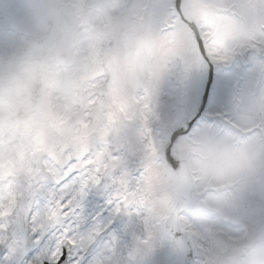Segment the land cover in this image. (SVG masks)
<instances>
[{
    "label": "rangeland",
    "instance_id": "obj_1",
    "mask_svg": "<svg viewBox=\"0 0 264 264\" xmlns=\"http://www.w3.org/2000/svg\"><path fill=\"white\" fill-rule=\"evenodd\" d=\"M77 1L0 0V210L7 203L9 208H6V213L12 214L11 219L7 215L5 221L0 224V229L2 228V232H5L7 227L15 229L13 243L10 244L14 257L22 255L26 246L21 244L19 238L20 228L23 226L30 228L29 239L42 245L37 261H43L50 244L54 246L55 251L47 258L55 260L62 237L80 244L84 251L92 236L102 226L94 224L91 215H88L87 220L92 228L85 227L81 208L76 215H69L66 209L83 187L101 183L97 179L106 171L105 176L109 178L105 181L109 185L108 192L122 200L124 227L117 236L110 237L93 252L90 256L92 264H158L164 259L167 264H183L181 252L163 232L165 218L169 217L180 196L179 181L173 170L165 164L163 154L177 119L184 109L189 111L196 103V85L201 75L193 35L183 24L175 32L178 43L174 47L170 46V54H161L165 58L164 64L167 66L172 63L174 67L161 69L159 74L154 73L151 67L154 55L150 51H154L153 42L158 37V30L164 22L169 23L172 19L169 10L173 0H90L87 13L79 19L82 22L68 18L71 17V9L74 10ZM234 1L238 2V7L242 9L245 6L246 9L253 8L247 4L248 0H223L227 3L225 6ZM128 2L132 3L130 8L125 6ZM192 3L214 61L229 54L235 43H240L241 48L250 43L252 37L249 35H245L241 42L231 40L228 36L220 42L217 41L216 31L215 34L208 31L212 22L209 18L214 14L215 0H192ZM79 5L83 8L87 4ZM252 15L249 19L254 25L257 13ZM104 19L109 22L108 25L103 23ZM234 21L237 20L223 17L219 24L234 26ZM65 24L71 28L69 34L63 33ZM52 25L54 34L48 40L45 32ZM225 29L223 33H226ZM166 36L169 39L171 37L169 34ZM239 37L241 36H237ZM102 41H109L111 44L106 57L109 59V65L118 69L117 81L115 86L104 91L108 101L100 104L98 111L93 115L97 124L89 128L92 116L86 111L94 102L87 101V94L101 89L102 77L106 74L102 62L100 64V57H97ZM57 48L58 54L67 53L71 62L69 67L63 66L54 57L53 49ZM179 60V64L186 63L195 69L191 75L199 74L191 79V83L187 81V74L182 75L185 72L176 67ZM156 63L154 61V64ZM261 65L250 70L246 76L242 93L244 107L233 103V78L230 76L227 93L220 92L215 95L214 90L213 95L217 98L213 99L211 112L220 106H226L242 111L262 109L261 114L264 115V99L260 98L264 94V82H257L255 74ZM40 70L47 73L50 100L37 111L33 106V93L36 89V76ZM147 75H155L157 90L153 88L152 80H146ZM222 76L218 73L216 88ZM176 84L184 88L177 91ZM257 86L260 87V94L258 103H255L250 100V96L252 89ZM134 99L137 106L135 109L131 106L129 108L127 103L129 100L133 102ZM60 101L61 104L57 105ZM79 102L84 105V111L78 107ZM173 109L176 111H172ZM77 112L79 116L75 115ZM259 118L264 121V116ZM79 124L84 125L85 130L82 133L79 132ZM37 135L48 160H45L38 183L28 192V183L31 184L34 178L30 141ZM192 136L202 143L197 152L209 158V161L191 158L192 168L201 172L200 188H205L211 177H215L216 183L221 184L226 174L233 179L248 175L247 184L245 183L248 191L254 189L259 195L258 201L264 198L263 155L255 161L246 156L242 161L248 153L234 159L231 156L233 135H224L217 139L213 133L208 132L207 127L196 130ZM22 138L24 147L17 151L16 143ZM116 139L119 142L113 143ZM190 145V139L181 138L174 148V155L183 157L188 153L186 156L189 157ZM92 146H98L99 154L93 155L89 160L83 159L85 176H79L83 183L76 188L78 190L68 186V190L61 192L59 188L60 194L58 192L57 198L53 199L57 187L52 186L68 173L81 171L82 168L74 166L73 161L77 157L82 158L83 153ZM140 170L145 177V184H142L141 193L135 195L134 189L138 181L134 175ZM25 189V197L16 196ZM215 195L209 194L208 203L199 199L195 201L193 211L182 215L180 220L184 231L189 232L195 241L197 264H206L202 261L208 252L206 238L212 237L218 230L225 229V225L218 219L208 218L195 210L197 207L207 204L223 210L228 215H232L234 209L235 213L239 212L236 215L240 218L254 215L253 205L256 201L252 207L249 206V212H245L241 207L244 201L241 192L236 195V206L228 205L225 198ZM24 198L30 204L21 212L16 209V205ZM142 210L147 212L146 217L142 216ZM87 213H93L91 204L87 205ZM238 230H234L232 236L239 235ZM128 237H132L135 242L130 247L131 250L124 254L123 250L129 247ZM255 237H259L261 243L255 245L252 256L247 255L244 262L237 257L229 259L233 264H262L264 235L253 234L252 240ZM2 238L4 235L0 237V241ZM225 241L227 242L223 240L216 246V252L211 259L213 264L223 262L221 257L225 249L231 252L239 250V247L235 249L228 239Z\"/></svg>",
    "mask_w": 264,
    "mask_h": 264
},
{
    "label": "snow or ice",
    "instance_id": "obj_2",
    "mask_svg": "<svg viewBox=\"0 0 264 264\" xmlns=\"http://www.w3.org/2000/svg\"><path fill=\"white\" fill-rule=\"evenodd\" d=\"M177 8H179V0H177ZM202 55H205L208 68L212 65H215L210 59H207L205 50L201 47ZM207 68V69H208ZM203 86L204 92L203 96H199V88ZM197 99L199 103V110L197 116L191 120L189 127L192 129L197 126L200 121V114L204 112L209 113L211 116V109L213 107L214 96L210 95L213 93V78L211 72H207V79L205 83V75L197 82ZM229 89L228 78L222 77L220 82L215 89V95H218L220 92L227 93ZM186 131V130H185ZM180 135H185L183 131L177 130L173 133L170 143H174L175 139ZM169 162L175 165V161L171 156V151L168 152ZM79 173L73 171L68 173L67 176L59 182L60 191L65 190V185L73 186L74 184L83 182L78 178ZM109 178L106 176H101V183H92L88 186L83 187L79 191L78 203L81 208V215L87 221L88 215H91V219L94 224H100L103 227V232L101 235L107 233L109 237L117 236L120 231L123 230V223L121 222V213L117 210L116 204L117 201L113 199V194L108 192L109 185L104 183V181ZM102 201V203H101ZM91 204L93 208V213H87V205ZM7 235L6 232H0V236ZM41 244L36 243L34 240H30L29 244L25 246L23 254L14 257L12 255V250L8 240L0 241V264H53V260H49L47 256L52 255L55 251L53 245H49V251L46 254L42 262L37 261V257L40 254ZM55 264H92L88 260V256L85 254L82 256V253L79 250H73L71 245L64 244L61 245L58 256L54 258ZM158 264H167V260H161Z\"/></svg>",
    "mask_w": 264,
    "mask_h": 264
},
{
    "label": "bare ground",
    "instance_id": "obj_3",
    "mask_svg": "<svg viewBox=\"0 0 264 264\" xmlns=\"http://www.w3.org/2000/svg\"><path fill=\"white\" fill-rule=\"evenodd\" d=\"M191 5H192L191 0H183L184 9L188 6H191ZM229 115H230L229 120L232 122V124H234L238 129H241L243 131H249V129H252V128L257 126L256 125L257 122L251 116H245V115H243L237 111H231ZM194 179H198V175L195 173H194ZM196 192L199 193L200 192L199 189H197ZM85 222H86L84 224L85 227L89 226L88 228H91V224L88 223V220ZM1 229H0V232H2ZM79 229H80V227H79ZM181 249H182V251L184 250L183 248H181Z\"/></svg>",
    "mask_w": 264,
    "mask_h": 264
}]
</instances>
